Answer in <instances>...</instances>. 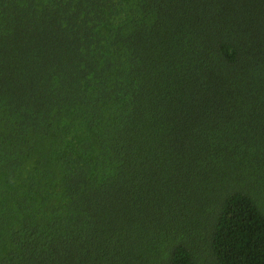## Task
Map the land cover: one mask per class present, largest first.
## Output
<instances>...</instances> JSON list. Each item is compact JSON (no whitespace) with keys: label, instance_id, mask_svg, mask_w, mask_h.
Masks as SVG:
<instances>
[{"label":"trees","instance_id":"trees-1","mask_svg":"<svg viewBox=\"0 0 264 264\" xmlns=\"http://www.w3.org/2000/svg\"><path fill=\"white\" fill-rule=\"evenodd\" d=\"M0 264H264V0H0Z\"/></svg>","mask_w":264,"mask_h":264}]
</instances>
